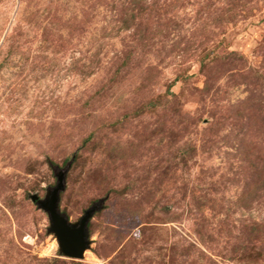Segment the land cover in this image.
<instances>
[{
    "label": "rangeland",
    "instance_id": "374dc122",
    "mask_svg": "<svg viewBox=\"0 0 264 264\" xmlns=\"http://www.w3.org/2000/svg\"><path fill=\"white\" fill-rule=\"evenodd\" d=\"M0 264H264V0H0Z\"/></svg>",
    "mask_w": 264,
    "mask_h": 264
},
{
    "label": "water",
    "instance_id": "95a60500",
    "mask_svg": "<svg viewBox=\"0 0 264 264\" xmlns=\"http://www.w3.org/2000/svg\"><path fill=\"white\" fill-rule=\"evenodd\" d=\"M67 172L68 170L58 172L57 185L48 191L45 199L40 200L34 196L32 201L48 215L49 232L57 238L62 256L79 261L84 258L85 251L90 247L88 224L94 214L101 209L102 202L86 211L79 222L71 223L59 210L60 194L65 190Z\"/></svg>",
    "mask_w": 264,
    "mask_h": 264
},
{
    "label": "trees",
    "instance_id": "16d2710c",
    "mask_svg": "<svg viewBox=\"0 0 264 264\" xmlns=\"http://www.w3.org/2000/svg\"><path fill=\"white\" fill-rule=\"evenodd\" d=\"M89 225V224H88ZM89 227V226H88ZM74 261V260H73Z\"/></svg>",
    "mask_w": 264,
    "mask_h": 264
}]
</instances>
